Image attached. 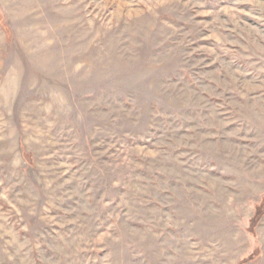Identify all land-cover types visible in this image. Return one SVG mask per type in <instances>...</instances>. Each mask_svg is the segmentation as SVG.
<instances>
[{
	"label": "rangeland",
	"instance_id": "1",
	"mask_svg": "<svg viewBox=\"0 0 264 264\" xmlns=\"http://www.w3.org/2000/svg\"><path fill=\"white\" fill-rule=\"evenodd\" d=\"M264 0H0V264H264Z\"/></svg>",
	"mask_w": 264,
	"mask_h": 264
},
{
	"label": "trees",
	"instance_id": "2",
	"mask_svg": "<svg viewBox=\"0 0 264 264\" xmlns=\"http://www.w3.org/2000/svg\"><path fill=\"white\" fill-rule=\"evenodd\" d=\"M264 215V196L261 199V202L256 205L254 214L250 219L251 226H254L256 222Z\"/></svg>",
	"mask_w": 264,
	"mask_h": 264
}]
</instances>
